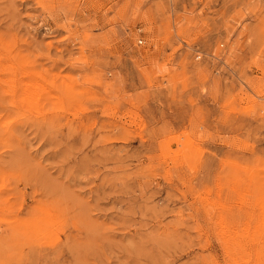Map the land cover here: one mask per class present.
Returning <instances> with one entry per match:
<instances>
[{
  "label": "rangeland",
  "instance_id": "1",
  "mask_svg": "<svg viewBox=\"0 0 264 264\" xmlns=\"http://www.w3.org/2000/svg\"><path fill=\"white\" fill-rule=\"evenodd\" d=\"M0 264H264V0H0Z\"/></svg>",
  "mask_w": 264,
  "mask_h": 264
}]
</instances>
